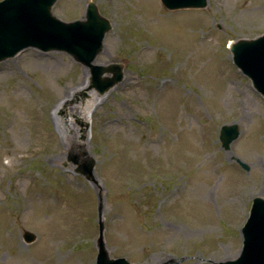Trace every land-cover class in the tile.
<instances>
[{"label": "rangeland", "instance_id": "rangeland-1", "mask_svg": "<svg viewBox=\"0 0 264 264\" xmlns=\"http://www.w3.org/2000/svg\"><path fill=\"white\" fill-rule=\"evenodd\" d=\"M89 1L111 25L92 64L123 65L109 91H89V68L64 52L0 62V264H95L99 220L109 256L130 264L234 259L264 198V98L228 45L264 33V0H56L51 13L78 20Z\"/></svg>", "mask_w": 264, "mask_h": 264}, {"label": "water", "instance_id": "water-1", "mask_svg": "<svg viewBox=\"0 0 264 264\" xmlns=\"http://www.w3.org/2000/svg\"><path fill=\"white\" fill-rule=\"evenodd\" d=\"M56 0H1L0 1V61L32 47L42 51H62L85 67L91 74V86L103 94L123 78V65L109 63L93 65L101 52L103 38L111 29L109 21L101 16L96 5L89 1L80 20L64 22L51 13ZM168 10L204 8L207 0H160ZM233 62L250 78L253 87L264 96V35L253 39H240L231 45ZM110 74V76H105ZM237 125L222 126L219 140L224 150L238 137ZM239 165L248 169L240 160ZM91 162L79 172L91 176ZM104 226L98 221L96 264H130L125 258H111L105 246ZM242 248L232 260L217 264H264V198L256 197L249 217L241 229ZM23 240L30 243L35 235L24 232Z\"/></svg>", "mask_w": 264, "mask_h": 264}, {"label": "bare ground", "instance_id": "bare-ground-1", "mask_svg": "<svg viewBox=\"0 0 264 264\" xmlns=\"http://www.w3.org/2000/svg\"><path fill=\"white\" fill-rule=\"evenodd\" d=\"M85 75H87V74H85ZM83 83H85V82H83ZM74 108H75V107H72V109H74ZM77 108H78V107H77ZM89 108H90V107H89V104H87V103L84 105V107H82V108L80 107V110L82 109L81 112H82V113L85 112V114H84L85 117H89V115H90ZM72 109H71V110H72ZM86 109L88 110V112H86ZM69 112H70V114H72L71 111H69ZM74 113L76 114V111H75ZM53 160H54V161H58V160H60V158H54ZM262 193H263V192H261L259 195H261Z\"/></svg>", "mask_w": 264, "mask_h": 264}]
</instances>
